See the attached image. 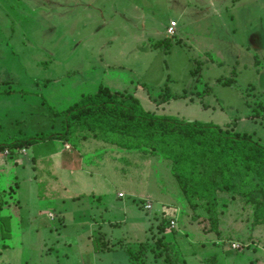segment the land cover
<instances>
[{
	"label": "rangeland",
	"instance_id": "rangeland-1",
	"mask_svg": "<svg viewBox=\"0 0 264 264\" xmlns=\"http://www.w3.org/2000/svg\"><path fill=\"white\" fill-rule=\"evenodd\" d=\"M215 1L229 8L178 18L186 3L175 0H153L146 16H122V0H0V143L60 130L57 112L107 87L160 116L264 144V2L239 16L231 0ZM133 21L147 38L153 26H175L142 42ZM89 140L0 151V264H163L154 256L165 223L175 230L171 248L190 264L213 256L264 264V225L253 224L254 207L240 195L250 190L243 173L232 180L237 190L221 195L218 235L205 209L190 207L168 160ZM142 243L147 259L130 260L127 249Z\"/></svg>",
	"mask_w": 264,
	"mask_h": 264
},
{
	"label": "trees",
	"instance_id": "trees-1",
	"mask_svg": "<svg viewBox=\"0 0 264 264\" xmlns=\"http://www.w3.org/2000/svg\"><path fill=\"white\" fill-rule=\"evenodd\" d=\"M57 113L62 116L60 130L0 143V151H13L47 139L63 143L96 139L120 149L159 155L170 162L171 173L190 207L193 210L203 207L210 230L218 235L221 195L235 192L234 175L243 173L246 176L243 183L250 184V190L240 195L254 207L253 224L264 225V144L250 135L210 123L160 116L145 109L135 95L107 87ZM4 196L0 189V212ZM168 225L165 223L163 229L160 228L163 234L155 243L163 248L154 256L156 263L162 257L163 264H190L189 255L171 248V241L175 239L171 232L175 230L167 228ZM146 250L142 243L139 251L127 249V253L130 260L143 259L144 262ZM217 259L213 256V263L209 264L217 263ZM130 264L138 263L131 261Z\"/></svg>",
	"mask_w": 264,
	"mask_h": 264
},
{
	"label": "crops",
	"instance_id": "crops-1",
	"mask_svg": "<svg viewBox=\"0 0 264 264\" xmlns=\"http://www.w3.org/2000/svg\"><path fill=\"white\" fill-rule=\"evenodd\" d=\"M181 1L186 3V4L185 5L179 4ZM214 1L215 0H210V3L208 4V3L204 2V0H175L176 4H179L182 8L181 12H180V16L178 18L185 16V14H187V12L190 11V9H196V10L199 9L202 11V13H205L206 10H208V8L210 7L211 10L214 11L216 14L221 15L222 12H225L224 10L229 8L225 4H219L216 1L214 3ZM231 1H232L231 7L233 9H236L237 15H239V16H241L240 14L243 13L248 8L254 9L253 7H254L255 0H245V2L247 1V3H245L243 0H231ZM262 1L264 2V0H262ZM175 2H173V3H175ZM154 6H155V4L153 3V0H133V1L132 0H122V16L125 15L124 11H126V10L128 12L130 10V14L134 13L136 11V14L139 12V16H141L142 14L144 16L146 10L148 8H150L151 11H153ZM170 6L174 9L175 5L172 4ZM146 14L149 15V13H147V12H146ZM232 15H235V14H232ZM170 24H171V21L169 24H165L164 29L158 28L157 26H153V28L151 29L152 34H151L150 38H147L145 35H143L144 34L143 32H145L146 25H139L138 23L133 21V24L131 25L130 31L135 33L136 36H138L139 34H142L140 36L143 39L146 38L142 42H146V40H151L153 42V40H155V37L157 38L158 36H161V35H166V37H169L167 34L168 33L167 28L170 27ZM176 29H177L176 39L177 40H179V39L183 40L182 37H180V36L184 35L185 28L184 27L181 28V26H179V23H178V26L176 27ZM161 39H163V38H161ZM91 141H95L98 143V141H96V140H91ZM57 142L61 143L60 140H57ZM100 143L105 145V143H103V142H100ZM64 151L68 152V153L70 152L69 150H66L65 144H64ZM71 159H74V162L76 164L78 162L77 160L79 158L78 157L74 158L73 156H71V157L68 156L67 159H65V160L68 161ZM0 163H2V162H0Z\"/></svg>",
	"mask_w": 264,
	"mask_h": 264
},
{
	"label": "built area",
	"instance_id": "built-area-1",
	"mask_svg": "<svg viewBox=\"0 0 264 264\" xmlns=\"http://www.w3.org/2000/svg\"><path fill=\"white\" fill-rule=\"evenodd\" d=\"M174 26H175V23H172V24H171V27H172V28H170V31L173 30V27H174ZM146 208H147V209L151 208V205H150V204H147V205H146ZM171 223H172V226L175 227L176 223H175L174 221H172ZM233 247H238V246H237L236 244H233Z\"/></svg>",
	"mask_w": 264,
	"mask_h": 264
}]
</instances>
